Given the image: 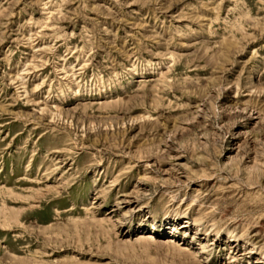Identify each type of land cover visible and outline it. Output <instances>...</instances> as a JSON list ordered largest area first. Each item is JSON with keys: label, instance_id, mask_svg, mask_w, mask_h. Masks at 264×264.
Segmentation results:
<instances>
[{"label": "rangeland", "instance_id": "1", "mask_svg": "<svg viewBox=\"0 0 264 264\" xmlns=\"http://www.w3.org/2000/svg\"><path fill=\"white\" fill-rule=\"evenodd\" d=\"M0 264H264V0H0Z\"/></svg>", "mask_w": 264, "mask_h": 264}]
</instances>
